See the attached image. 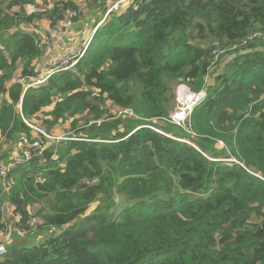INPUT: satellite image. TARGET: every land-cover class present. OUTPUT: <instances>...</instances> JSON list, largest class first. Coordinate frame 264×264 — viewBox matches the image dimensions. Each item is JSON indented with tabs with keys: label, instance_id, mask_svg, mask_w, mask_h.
<instances>
[{
	"label": "trees",
	"instance_id": "1",
	"mask_svg": "<svg viewBox=\"0 0 264 264\" xmlns=\"http://www.w3.org/2000/svg\"><path fill=\"white\" fill-rule=\"evenodd\" d=\"M79 7L0 0V169L21 137L32 156L0 174V230L5 201L26 231L35 203L58 230L5 244L0 264H264V39L230 50L205 81L213 49L264 32V0H128L73 68L24 90L45 65L37 24ZM177 83L205 88L189 131L166 121ZM26 121L65 137L38 143ZM116 193L135 202L115 211Z\"/></svg>",
	"mask_w": 264,
	"mask_h": 264
},
{
	"label": "built area",
	"instance_id": "2",
	"mask_svg": "<svg viewBox=\"0 0 264 264\" xmlns=\"http://www.w3.org/2000/svg\"><path fill=\"white\" fill-rule=\"evenodd\" d=\"M127 1L128 0H114L112 3L108 4L105 10V16L113 10H119L122 6L126 4ZM86 5L87 4L80 5V7L77 10L69 9L67 10V13L65 15L61 13L60 16L67 18L66 22L64 21L63 23H56L52 27H48V28L39 26L37 28V37H36V43H37L38 48L43 51H46L49 49L50 45L55 39L62 38L66 34L68 23L74 17L78 16L81 10L83 9V7ZM261 38L264 39V32H261V31L250 32L244 35L239 40V43L235 45L234 47H231L230 49L242 47L246 43L253 42ZM90 43H91V37H88L87 39H84L78 42V44L74 48L62 52L57 58H55L50 63V65L48 66V70L45 74L38 76V77L27 76L26 78L27 80H30V82H27L25 84L24 79L21 78V81L24 83V90L27 88H30L31 86L40 84L47 77H49L54 71L69 70L73 68L75 64L77 63V61L79 60V58H81L82 55L86 52ZM224 50L225 49H218V48L213 49L211 51V56L213 58H216L217 55L223 52ZM172 97H173L175 105H174L173 111L166 118V121L171 124H176L185 130H188L190 127L189 117H190L191 111L205 97V88L203 87L199 91H193L190 89L188 85L184 83H177V84H174L173 86ZM117 114L118 115L128 114V115L134 116L133 110L131 108H124V109L118 110ZM26 125L36 132L34 136H36V140L38 143H41V144L46 143L45 138H49V136L46 134L45 129L42 126H34L32 124H29L27 121H26ZM21 140L23 141L24 137H21L20 141ZM55 140L57 141L58 138ZM18 144L19 146H18L17 152L12 155L10 161L6 165V168L0 169V174H3V175L7 174L9 171L14 169L18 164H22L23 162H26L32 158L31 148L24 146L20 142ZM53 158L56 159L57 156L54 155ZM221 160L229 164L238 162L233 157H229V158H225ZM259 177L264 180L262 176H259ZM15 219L17 223L16 228L17 229L19 228L21 231L25 230L21 225L22 215L20 212H15ZM8 230L9 228L7 226H4L3 228H1L0 238L4 234H6ZM5 253H6V247L3 245H0V255H3Z\"/></svg>",
	"mask_w": 264,
	"mask_h": 264
},
{
	"label": "rangeland",
	"instance_id": "3",
	"mask_svg": "<svg viewBox=\"0 0 264 264\" xmlns=\"http://www.w3.org/2000/svg\"><path fill=\"white\" fill-rule=\"evenodd\" d=\"M76 3L80 5H84V4H87V0H76ZM89 4H87L86 6L83 7L84 11L81 10V12L79 13L78 15V22H77V26L80 27L81 29H87V26H88V23L86 22V18L87 17H84L86 12H89L90 10H88V7ZM113 11H119V10H113ZM98 13V11H97ZM104 13V14H103ZM96 13L92 12L91 11V16H95ZM104 16H105V12L99 10V14H98V18L101 17V19L96 23V28L100 25V23L102 22V20L104 19ZM64 22V21H63ZM74 21H70L67 25V31L69 30V26L73 23ZM44 25V24H43ZM74 28V27H73ZM90 28V26L88 27V29ZM95 28V30H96ZM67 31H66V34H67ZM65 34V35H66ZM64 35V36H65ZM59 39H55L52 44L50 45V47L55 43L57 42ZM80 42V41H79ZM253 42H258V40L256 41H253ZM49 47V48H50ZM225 49L223 52L219 53L217 55L216 58H213V61L211 62V67H210V72L206 75V83L207 84H210L212 82V78H213V70H216V71H220L224 68L225 66V62L227 59L231 58L232 54H231V51L230 50H233V49H230V47H226V48H223ZM217 62V64H216ZM216 64L215 67L212 68V66H214ZM42 66L38 67V70L40 71L41 69V73L39 74V76L45 74L48 70V66L44 67V68H41ZM38 77V76H37ZM35 86V85H34ZM172 100H173V97H172ZM174 102V100H173ZM174 105L175 103L173 104V109H174ZM111 110H115V107L114 106H110ZM170 114V113H169ZM168 114V115H169ZM78 116V115H77ZM190 121V120H189ZM98 123H100V121H98ZM175 126H178L176 124H173ZM42 126V125H40ZM43 127V126H42ZM180 127V126H178ZM44 128V127H43ZM182 128V127H180ZM45 129V128H44ZM183 129V128H182ZM185 130V129H183ZM65 127H57V130L53 128V131H46V134L49 136V138H45V141L46 143H49V142H52L54 141L55 139H59V138H63L65 137ZM186 131H189L186 130ZM34 135L36 133H33ZM67 134V133H66ZM186 140V139H185ZM23 143V141L19 140L18 143ZM19 146V144H18ZM18 146L17 148H15L13 151L14 153L17 152L18 150ZM215 147L216 149H222L224 147V145L221 146V143L220 142H217L215 144ZM13 153V154H14ZM12 154V155H13ZM11 155V157H12ZM11 157L8 159V161L11 159ZM101 200H103V198H101ZM126 200H127V204H126ZM99 201V199H98ZM114 202H115V205L113 206V210L115 211H118L120 208H122L123 205H130V204H133L135 201L134 200H131V199H128L126 198L125 196H123L121 193H116L115 194V197H114ZM4 204V203H3ZM96 205V203H93L91 204L90 208L91 209L92 207H94ZM3 208L5 209V205H3ZM40 208V205L35 203L34 205H32L30 207V218L28 220V226L30 227V229L28 231L26 230H20L19 228L17 229L16 226H17V223H16V219H15V225H14V228L16 230V234H15V239H10L9 242H8V245L9 244H14V245H28V244H34L35 242H38V241H41L44 237H50L52 235H54L55 233H57V228H54L53 227H47L44 223V220L43 218H41L39 216V214L37 213L38 209ZM47 210V208L45 209V211ZM15 216V215H14ZM36 230H39L40 234L43 235V238L41 239V237H37L38 236V233L35 234L34 231ZM10 231V227H9V230L6 234H4L3 237L4 239L8 240V233ZM45 235V236H44ZM1 256V255H0Z\"/></svg>",
	"mask_w": 264,
	"mask_h": 264
},
{
	"label": "crops",
	"instance_id": "4",
	"mask_svg": "<svg viewBox=\"0 0 264 264\" xmlns=\"http://www.w3.org/2000/svg\"><path fill=\"white\" fill-rule=\"evenodd\" d=\"M108 4L106 3L105 8ZM88 10H90L89 12H86L84 17L86 18V22L88 23L87 29H81L80 27L77 26V21L73 22L70 26H69V30L67 31V34L65 36H63L62 38H60L57 42H55L45 53H43L41 62L44 63L45 65L42 67H46L49 66L50 63L57 58L62 52L66 51V50H70L72 48H74L79 41H82L84 39H87L88 37H92L93 32L96 28V23L101 19V17L98 18V14H99V8L100 6H88ZM82 11H84V9H82ZM91 11L96 13L95 16H91ZM98 11V13H97ZM59 20L62 21H67V18H63L62 16L59 17ZM38 27L42 26L44 28H48V26L43 25V24H37ZM90 26V28L88 29V27ZM74 27V28H73ZM33 28V27H31ZM30 28H28L29 30ZM37 31V30H36ZM222 145V144H221ZM9 148L10 146H5L2 149L1 154H5L4 159H2L1 161H8V159L11 157V155L14 153V151H12L10 157H9ZM5 205V209H4V218H6V222H7V227H10V231L7 234L8 235V240L4 239L3 237L0 238V245H3L6 247V245L8 244L10 239H15V234L17 233L14 225H15V211L14 208L8 203V202H4ZM48 227V226H47ZM54 229V227H53ZM39 230L34 231L35 234L38 233L37 237H41V239L43 238V235H41L39 233ZM58 232V230H57ZM45 236V235H44ZM45 238V237H44ZM43 238V239H44ZM42 239V240H43ZM6 244V245H5Z\"/></svg>",
	"mask_w": 264,
	"mask_h": 264
},
{
	"label": "clouds",
	"instance_id": "5",
	"mask_svg": "<svg viewBox=\"0 0 264 264\" xmlns=\"http://www.w3.org/2000/svg\"><path fill=\"white\" fill-rule=\"evenodd\" d=\"M106 17V16H105ZM64 18V17H63ZM95 31V30H94ZM94 33V32H93ZM91 41H92V37H91ZM91 44V43H90ZM205 81H206V78H205ZM221 144H223L222 142H220ZM8 163V162H7Z\"/></svg>",
	"mask_w": 264,
	"mask_h": 264
}]
</instances>
